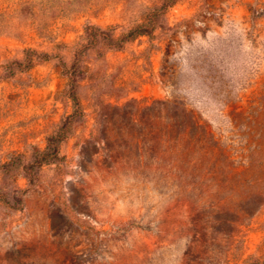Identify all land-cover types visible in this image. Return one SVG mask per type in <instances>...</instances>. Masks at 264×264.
I'll return each mask as SVG.
<instances>
[{
    "label": "rangeland",
    "instance_id": "obj_1",
    "mask_svg": "<svg viewBox=\"0 0 264 264\" xmlns=\"http://www.w3.org/2000/svg\"><path fill=\"white\" fill-rule=\"evenodd\" d=\"M0 264H264V0H0Z\"/></svg>",
    "mask_w": 264,
    "mask_h": 264
},
{
    "label": "trees",
    "instance_id": "obj_2",
    "mask_svg": "<svg viewBox=\"0 0 264 264\" xmlns=\"http://www.w3.org/2000/svg\"><path fill=\"white\" fill-rule=\"evenodd\" d=\"M170 5V0H164V6H169Z\"/></svg>",
    "mask_w": 264,
    "mask_h": 264
}]
</instances>
